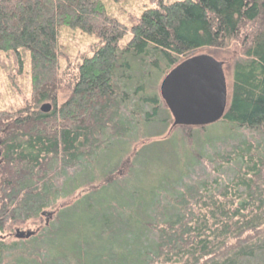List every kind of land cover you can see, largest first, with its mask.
I'll return each mask as SVG.
<instances>
[{
  "label": "trees",
  "instance_id": "trees-1",
  "mask_svg": "<svg viewBox=\"0 0 264 264\" xmlns=\"http://www.w3.org/2000/svg\"><path fill=\"white\" fill-rule=\"evenodd\" d=\"M127 22L129 27L103 0H0V54L11 56L17 70L25 66L29 86L21 107L0 110V264L19 249L6 242L13 229L37 224L56 200L72 194L66 187L95 166L107 146L118 143L126 153L139 123L170 132L161 98L132 93L130 60L143 68L164 64L169 71L202 48L222 51L231 44L240 55L231 65L224 116L210 126L181 127L196 129L197 135H185L201 150L184 146L175 186L169 178L162 182L172 192L163 187L152 193L141 235L123 237L120 264H264V0H156ZM61 28L93 36L90 56L67 59ZM145 80L140 75L141 86ZM60 88L69 94L59 104ZM214 128L228 129V136L199 144ZM202 162L216 166L208 170ZM119 168L109 169L101 183H113L107 178L116 179ZM83 219L72 235L75 243L64 238L49 251L40 241L53 225L50 217L39 230H26L32 235L25 243L38 245L33 252L27 248L18 264H119L93 251L91 239L108 231L90 225L87 232Z\"/></svg>",
  "mask_w": 264,
  "mask_h": 264
},
{
  "label": "rangeland",
  "instance_id": "rangeland-1",
  "mask_svg": "<svg viewBox=\"0 0 264 264\" xmlns=\"http://www.w3.org/2000/svg\"><path fill=\"white\" fill-rule=\"evenodd\" d=\"M103 1L107 10L112 11L127 27H129L127 22L128 16H139L143 10L156 5V0H128L120 3L111 0ZM61 31L60 40L65 46V57L67 59L78 60L84 54L90 56V47L96 42L93 36L73 29L61 28ZM128 40L129 37L125 36L121 40L120 45L124 46ZM192 54L193 56L209 55L215 60L222 62L226 89L227 91L230 90L232 82L231 65L240 55V51L235 44H231L229 48L222 51L202 48ZM12 64L13 60L11 56L0 54V110L21 107L28 95L29 86L25 66L21 70H17ZM60 64L62 69L65 67V70L66 61L61 59ZM129 65L132 71L128 74L127 82L131 85L132 93L139 94L143 98H154L157 95L160 97L159 86L162 79L168 73V68L164 67V64H161L159 69L155 67L143 68L140 67L139 63L131 60L129 61ZM140 75L146 77L144 86H141ZM68 94V89L60 88L58 103H62ZM171 124L172 120L169 123V127H171ZM220 128L207 130L206 136L200 138L198 143L204 145L212 143L216 139L225 138L228 134V129L223 128V130ZM165 130V128L148 127L140 123L136 125L135 133L131 135L135 141L130 145V148H127L128 151L126 150V153L131 152L130 156L128 155L129 157H126V147L120 148L118 143L115 142L107 146L95 161V166L93 163L85 175L79 174L73 181V184L71 183L66 187L65 191L68 193L73 191L72 194L56 200L55 206L46 210V213L55 214L56 210L60 207L57 210V214L52 218L50 217L48 221L49 223L53 222V225L43 233L42 241H40L41 247L49 251L53 246L60 245L64 238L71 237L75 229L79 228L77 223L78 218H84L85 231L89 232L92 230L90 225H93L97 231H108L107 237H101L97 234L95 238L91 239V243L87 240L92 245L93 251L99 255L113 258L115 262L120 264L123 254V237L126 235H130L131 237L141 235L140 221L143 219L142 213L144 210L150 208L153 199L152 193L156 196L157 190L164 187L163 183L166 181V178H169L171 187L175 186L177 174L180 173L177 171L179 168L182 169L183 165L181 164L186 159L184 146L187 149L193 148L196 154L201 150L197 146V142L194 144L193 138L192 142L188 143L185 135L187 132L191 134V137L192 134L197 135L196 129H190V131L184 130L181 127H175L172 130L170 129V132ZM243 136L250 138L253 136V133L244 132ZM231 140L233 141V139ZM221 151L225 152L224 149ZM204 163H201V167L206 166L208 170L216 166V164L205 165ZM117 165L120 167V171L116 179L107 178L113 179L114 182L111 184L101 183L102 175H107L109 169L115 168ZM184 168L189 172L191 170H196L195 172L199 171V168L196 167L191 168L184 165ZM226 170V167L222 168V172ZM164 191L170 193L172 192V188L164 187ZM164 191H160L161 196L165 193ZM42 218L37 224L30 223L26 226L15 227L13 229L14 231L7 238L6 242L8 244L17 243L20 245L19 249L11 254L10 258L5 260L6 264H18V258L25 261L27 251H34L38 243H33L29 246L25 243V240H16L13 234L16 230L23 232L26 230L32 232L39 230L40 225H44L47 219L45 216ZM116 221L119 224H115ZM106 222L112 223V228L106 229L104 227V223ZM121 225L131 226L130 229H125ZM72 238H74L72 242L75 243L77 237L74 235ZM26 249L27 251L25 252ZM104 263L107 264L108 261L105 260Z\"/></svg>",
  "mask_w": 264,
  "mask_h": 264
},
{
  "label": "water",
  "instance_id": "water-1",
  "mask_svg": "<svg viewBox=\"0 0 264 264\" xmlns=\"http://www.w3.org/2000/svg\"><path fill=\"white\" fill-rule=\"evenodd\" d=\"M159 94L172 117V128L213 125L222 119L227 106L223 63L209 55L191 56L165 75ZM41 109L48 110L46 105ZM31 235L16 230L13 237L27 240Z\"/></svg>",
  "mask_w": 264,
  "mask_h": 264
}]
</instances>
